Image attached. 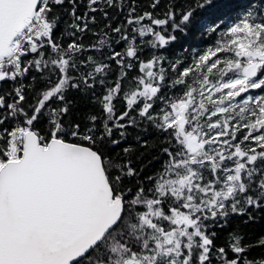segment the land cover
Returning a JSON list of instances; mask_svg holds the SVG:
<instances>
[{
    "label": "snow or ice",
    "instance_id": "snow-or-ice-1",
    "mask_svg": "<svg viewBox=\"0 0 264 264\" xmlns=\"http://www.w3.org/2000/svg\"><path fill=\"white\" fill-rule=\"evenodd\" d=\"M0 264H264V0H0Z\"/></svg>",
    "mask_w": 264,
    "mask_h": 264
}]
</instances>
